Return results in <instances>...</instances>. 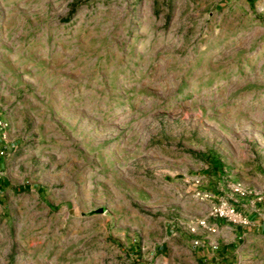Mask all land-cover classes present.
Here are the masks:
<instances>
[{
	"label": "rangeland",
	"instance_id": "374dc122",
	"mask_svg": "<svg viewBox=\"0 0 264 264\" xmlns=\"http://www.w3.org/2000/svg\"><path fill=\"white\" fill-rule=\"evenodd\" d=\"M259 8L0 0V264H132L135 241L137 264H158L167 225L207 222L210 187L224 199L238 185L248 197L230 202L259 204ZM233 249L236 264H264V242Z\"/></svg>",
	"mask_w": 264,
	"mask_h": 264
},
{
	"label": "crops",
	"instance_id": "0c3cea01",
	"mask_svg": "<svg viewBox=\"0 0 264 264\" xmlns=\"http://www.w3.org/2000/svg\"><path fill=\"white\" fill-rule=\"evenodd\" d=\"M253 1L260 5L259 11L264 15V0ZM212 176L217 181L215 173ZM208 192L214 195L213 201L203 202L206 205L203 213L208 227H198L195 233H191L189 228L195 224L192 221L182 226L167 225L162 231L160 238L162 241L154 245L150 252L152 259L158 261V264H170V254L173 256L171 264H174V259L177 264H236L235 260L238 257L233 249L235 243L251 242L257 246L264 242V207L262 205L250 204L248 200L235 202L237 209L248 219L249 224L234 226L223 220L207 218V210L221 197V192L216 186L210 187ZM201 213L202 211L191 208L186 210L185 215L187 220L197 222V217L201 218ZM133 240H149V238L140 237ZM194 242L197 244L195 245ZM141 253L142 249L135 241L127 246L124 255L130 263L137 264L141 261Z\"/></svg>",
	"mask_w": 264,
	"mask_h": 264
},
{
	"label": "built area",
	"instance_id": "2783aa9c",
	"mask_svg": "<svg viewBox=\"0 0 264 264\" xmlns=\"http://www.w3.org/2000/svg\"><path fill=\"white\" fill-rule=\"evenodd\" d=\"M0 127H3L2 122L0 121ZM230 197L227 198H219L217 202H214L208 209V218L223 220L234 226H247L249 224L248 219L240 212L235 203L230 202L232 195L239 197L240 199H246L248 197V193L244 191L240 186H232ZM214 195L210 192H204L202 197L200 198L201 202L213 201ZM256 203H259L264 207V195H259L255 200ZM198 227L207 228V222L201 221L198 223ZM191 233H195V229L190 230ZM196 245L197 242H194Z\"/></svg>",
	"mask_w": 264,
	"mask_h": 264
}]
</instances>
